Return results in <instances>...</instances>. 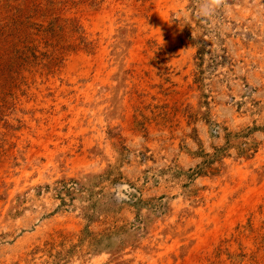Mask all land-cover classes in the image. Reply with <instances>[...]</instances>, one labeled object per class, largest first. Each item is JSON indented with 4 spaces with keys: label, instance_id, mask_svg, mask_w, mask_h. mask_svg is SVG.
<instances>
[{
    "label": "rangeland",
    "instance_id": "374dc122",
    "mask_svg": "<svg viewBox=\"0 0 264 264\" xmlns=\"http://www.w3.org/2000/svg\"><path fill=\"white\" fill-rule=\"evenodd\" d=\"M0 0V264H264V0Z\"/></svg>",
    "mask_w": 264,
    "mask_h": 264
},
{
    "label": "clouds",
    "instance_id": "9594fccd",
    "mask_svg": "<svg viewBox=\"0 0 264 264\" xmlns=\"http://www.w3.org/2000/svg\"><path fill=\"white\" fill-rule=\"evenodd\" d=\"M216 3L213 0H197V11L202 18L208 20L214 19L216 16Z\"/></svg>",
    "mask_w": 264,
    "mask_h": 264
}]
</instances>
